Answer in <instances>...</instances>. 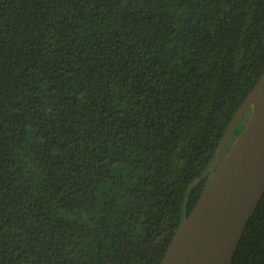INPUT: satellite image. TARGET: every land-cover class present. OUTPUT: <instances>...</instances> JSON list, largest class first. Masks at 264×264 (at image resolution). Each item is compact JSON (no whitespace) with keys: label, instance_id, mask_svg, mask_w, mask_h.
I'll list each match as a JSON object with an SVG mask.
<instances>
[{"label":"trees","instance_id":"16d2710c","mask_svg":"<svg viewBox=\"0 0 264 264\" xmlns=\"http://www.w3.org/2000/svg\"><path fill=\"white\" fill-rule=\"evenodd\" d=\"M263 72L264 0H0V264H160Z\"/></svg>","mask_w":264,"mask_h":264},{"label":"water","instance_id":"95a60500","mask_svg":"<svg viewBox=\"0 0 264 264\" xmlns=\"http://www.w3.org/2000/svg\"><path fill=\"white\" fill-rule=\"evenodd\" d=\"M250 115L230 150L240 117ZM264 193V72L230 120L207 179L179 224L160 264H231L242 233Z\"/></svg>","mask_w":264,"mask_h":264},{"label":"flooded vegetation","instance_id":"af4514ba","mask_svg":"<svg viewBox=\"0 0 264 264\" xmlns=\"http://www.w3.org/2000/svg\"><path fill=\"white\" fill-rule=\"evenodd\" d=\"M235 140V139H234ZM234 142V141H233ZM233 144V143H232ZM232 144L230 145V147L228 148V146H227V150H226V153H228V151L230 150V148H231V146H232Z\"/></svg>","mask_w":264,"mask_h":264}]
</instances>
